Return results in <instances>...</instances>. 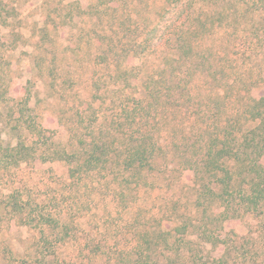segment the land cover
<instances>
[{"label": "rangeland", "instance_id": "rangeland-1", "mask_svg": "<svg viewBox=\"0 0 264 264\" xmlns=\"http://www.w3.org/2000/svg\"><path fill=\"white\" fill-rule=\"evenodd\" d=\"M72 1H80L85 9L98 3V0H68ZM106 1L100 9L93 7L87 15L76 17L73 24L55 31L52 23L45 28V16L50 11L44 7L45 0H30L19 8L17 18L11 19L8 26L0 27L2 141L4 146L15 144L10 114L13 104L21 102L28 91L31 107L48 135L66 145L70 141L68 119L74 120L75 128L77 123L81 134L84 132L76 110L82 111L92 103L94 79L101 78L102 90L107 92L104 95L107 115L119 99L112 90L123 84L116 80L117 68L132 74L130 83L137 88L139 98L146 95V81L158 78L161 73L166 75V86L171 88L175 83L179 86V79L169 82L167 75L178 69L170 50L179 32L184 31L197 44L183 83L189 80V90L182 97L180 104L184 112L181 113L169 101L172 98L169 89L162 88L157 123L163 130L161 145L165 154L156 160L153 192L133 185L123 197L116 196L113 190L120 179L112 174H93L92 178L72 182L64 163L36 162L1 170L0 206L5 196L20 190L47 211L71 212L73 218L81 220L83 225L77 229L83 231L76 234L80 239L90 233L96 242L103 237L107 239L103 246L119 245L120 249L128 250L138 236L137 230L151 228L171 209L186 212L194 219L202 216L205 209L193 197V174L181 171L182 160L176 156L172 143L180 147L186 143V137L191 136L189 142L194 139L207 121L203 112L207 111L205 105L210 104L211 98L226 101L227 109L238 108L237 99H232L235 84L242 89V95L248 89L255 98L264 94V35L261 34L264 19L257 14L252 20L250 13L246 17L232 16L222 26L221 18L214 11L207 19L203 15L210 6L214 5L212 10H215L216 3L232 8L240 0H200L194 6L186 4L181 15L166 14L162 20L157 17L164 9L162 0ZM253 4L250 9L255 8ZM174 19L177 22L173 23ZM198 20H205L202 27H198ZM156 27L161 32L154 36ZM175 117L179 121H173ZM222 209L214 208V211ZM0 212L5 214L3 218L0 216V264H36L33 257L40 243L38 231L10 221L2 208ZM223 227L224 234L234 232L233 238L240 244L252 235L256 247H262L264 253V238H258L261 229L254 217L244 215L226 221ZM189 239L196 252L203 251L214 257L221 254V249L214 251L210 245L201 243L197 235ZM72 247L73 244L66 246L65 254L79 257L77 264H104L103 259L95 257L87 260L94 247H84L82 255ZM7 250L14 252L13 258L7 255ZM256 257L252 256V264H264V257Z\"/></svg>", "mask_w": 264, "mask_h": 264}, {"label": "trees", "instance_id": "trees-1", "mask_svg": "<svg viewBox=\"0 0 264 264\" xmlns=\"http://www.w3.org/2000/svg\"><path fill=\"white\" fill-rule=\"evenodd\" d=\"M29 1L0 0V27L8 26L11 19L17 18L19 8ZM198 1L162 0L164 9L159 12L158 20L164 19L166 14L179 16L186 4L194 6ZM250 1L240 0L232 8L216 3L215 10H212L214 5L210 6L203 15L207 19L214 11L221 18L222 26L232 16L246 17L251 13L252 20L257 14L264 19V0ZM252 2L255 8L250 9ZM106 3V0H98L97 4L85 9L80 1L45 0L44 7L50 9L45 16V28L49 23L54 25L55 31L68 27L76 17L85 16L89 9H100ZM204 21L198 20V27H202ZM262 25L261 28L264 23ZM153 32L157 36L161 30L156 27ZM261 34L264 35V30ZM199 37L196 33V38ZM189 38L184 31L179 32L170 50L178 69L170 71L167 78L174 83L179 79L177 87L176 83L171 88L166 86V75L161 73L158 78L146 81V95L139 98L136 96L137 88L130 83L132 74L117 68L116 80L123 81V84L112 90V94L119 99L107 115L104 112L107 103L104 95L107 92L102 90L101 78L94 79L92 103L82 111L76 110L77 121L84 132L81 134L77 123L75 128L74 120L68 119L70 141L66 145L48 135V130L39 122L35 109L31 107L28 91L21 102L13 104L10 114L9 123L15 135V144L4 146L0 125V183L1 170L18 169L36 162H62L68 167V179L72 182L92 178L93 174H112L120 179L113 190L116 196L123 197L128 189H133V185L140 189L144 186L145 191L153 192L156 160L165 154L161 145L163 130L157 123L163 101L162 88L169 89L172 97L169 101L173 102L175 110L183 113L180 103L190 83L188 80L183 84L184 78L197 48L195 40L190 41ZM242 94V89L235 84L232 99H237L239 103L235 110L227 109L226 101L211 98L210 104L205 105L207 111L203 114L207 121L201 132H197L191 142V136L186 137L183 146L172 143L176 156L182 160L181 171L193 174V197L197 205L205 209L198 219L171 209L151 228L143 226L145 228L137 230L133 246L126 250L120 249L119 245L103 246L108 240L103 237L96 242L90 233L80 239L76 234L83 230L77 228L83 224L73 218L71 212L47 211L41 203L31 196L25 197L17 189L5 196L0 209L6 212L10 221L38 231L40 243L33 257L36 264H77L79 257L65 254V247L69 244H73L74 251L81 255L84 247H94L87 260L95 257L103 259L104 264H252L253 255L259 259L264 257L263 248L256 247L252 235L242 244L236 242L234 232L225 235L223 227L226 221L250 215L259 222L261 230L258 238H264V94L255 98L250 89L246 91V96ZM3 101L0 98V107ZM101 119L103 122H100ZM173 121H179V118L175 117ZM214 208L222 211H214ZM4 215L3 212L0 214L2 218ZM194 235L214 251L221 249V254L214 257L205 255L203 251H194L189 239ZM6 253L10 257L14 255L11 250Z\"/></svg>", "mask_w": 264, "mask_h": 264}]
</instances>
